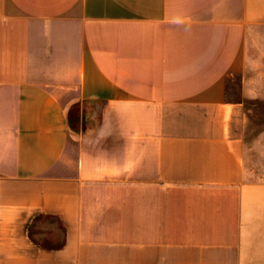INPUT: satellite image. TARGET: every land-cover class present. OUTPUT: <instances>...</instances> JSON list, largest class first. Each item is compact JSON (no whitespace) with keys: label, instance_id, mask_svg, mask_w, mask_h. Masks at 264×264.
Returning a JSON list of instances; mask_svg holds the SVG:
<instances>
[{"label":"crops","instance_id":"0c3cea01","mask_svg":"<svg viewBox=\"0 0 264 264\" xmlns=\"http://www.w3.org/2000/svg\"><path fill=\"white\" fill-rule=\"evenodd\" d=\"M258 27L264 0H0V264H264Z\"/></svg>","mask_w":264,"mask_h":264},{"label":"rangeland","instance_id":"374dc122","mask_svg":"<svg viewBox=\"0 0 264 264\" xmlns=\"http://www.w3.org/2000/svg\"><path fill=\"white\" fill-rule=\"evenodd\" d=\"M256 31L249 42L254 59L263 60V66L256 68L257 72L253 73V76L260 77L264 72V27H258ZM241 78L240 74L228 77V89L230 96L234 98L240 96ZM257 86L261 84L258 83ZM245 107L247 124L244 153L245 177L249 180H264V97L245 100Z\"/></svg>","mask_w":264,"mask_h":264}]
</instances>
